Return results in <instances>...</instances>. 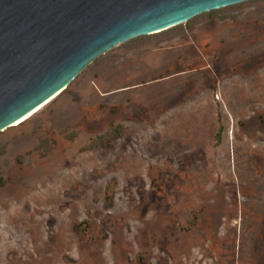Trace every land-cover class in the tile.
Returning a JSON list of instances; mask_svg holds the SVG:
<instances>
[{"label": "rangeland", "instance_id": "374dc122", "mask_svg": "<svg viewBox=\"0 0 264 264\" xmlns=\"http://www.w3.org/2000/svg\"><path fill=\"white\" fill-rule=\"evenodd\" d=\"M0 264H264V0L115 47L0 133Z\"/></svg>", "mask_w": 264, "mask_h": 264}, {"label": "water", "instance_id": "95a60500", "mask_svg": "<svg viewBox=\"0 0 264 264\" xmlns=\"http://www.w3.org/2000/svg\"><path fill=\"white\" fill-rule=\"evenodd\" d=\"M248 1L0 0V133L27 121L115 47Z\"/></svg>", "mask_w": 264, "mask_h": 264}, {"label": "trees", "instance_id": "16d2710c", "mask_svg": "<svg viewBox=\"0 0 264 264\" xmlns=\"http://www.w3.org/2000/svg\"><path fill=\"white\" fill-rule=\"evenodd\" d=\"M122 136H123L122 126H113L105 134L93 140L91 145L88 147V149H95L106 144H111L114 141L120 139ZM40 149H42V146L40 147Z\"/></svg>", "mask_w": 264, "mask_h": 264}, {"label": "bare ground", "instance_id": "6f19581e", "mask_svg": "<svg viewBox=\"0 0 264 264\" xmlns=\"http://www.w3.org/2000/svg\"><path fill=\"white\" fill-rule=\"evenodd\" d=\"M42 108H43V106H41L40 108H38L36 111H38V110H40V109H42ZM36 111H35V112H36ZM33 113H34V112H33ZM30 115H32V114H29V116H30ZM29 116H27V117H29ZM27 117H26V118H27ZM26 118H24L23 120H25ZM23 120H21V121H23ZM18 123H20V122H18ZM18 123H16V125H17Z\"/></svg>", "mask_w": 264, "mask_h": 264}]
</instances>
